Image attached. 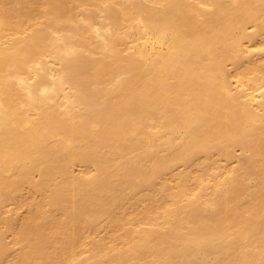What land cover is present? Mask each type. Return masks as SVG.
<instances>
[{"label":"bare ground","instance_id":"6f19581e","mask_svg":"<svg viewBox=\"0 0 264 264\" xmlns=\"http://www.w3.org/2000/svg\"><path fill=\"white\" fill-rule=\"evenodd\" d=\"M0 264H264V0H0Z\"/></svg>","mask_w":264,"mask_h":264},{"label":"rangeland","instance_id":"374dc122","mask_svg":"<svg viewBox=\"0 0 264 264\" xmlns=\"http://www.w3.org/2000/svg\"><path fill=\"white\" fill-rule=\"evenodd\" d=\"M233 69H231V70H234L235 68L234 67H232ZM11 238V237H10ZM14 249H15V246H14Z\"/></svg>","mask_w":264,"mask_h":264}]
</instances>
